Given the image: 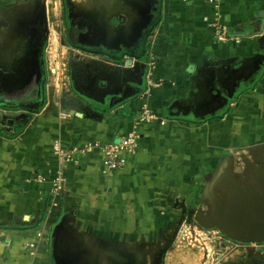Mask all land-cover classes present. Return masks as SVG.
I'll use <instances>...</instances> for the list:
<instances>
[{"label":"crops","instance_id":"crops-1","mask_svg":"<svg viewBox=\"0 0 264 264\" xmlns=\"http://www.w3.org/2000/svg\"><path fill=\"white\" fill-rule=\"evenodd\" d=\"M153 1L139 4L136 22H131L134 30L131 34L125 31L118 37L121 41L128 42L147 23L148 4ZM158 5L151 41L146 44V53L151 51L156 64L148 70L144 92L126 103L120 101L118 86L114 94L101 96L105 88L101 91L99 83L117 85L125 74L135 78L141 63L126 52L115 64L96 57L93 61L97 62L85 63L93 76L86 74L79 86L97 105L118 106L104 119L70 116L62 106L50 108L53 102L48 99L39 113H17L15 124L0 128V264H51L47 241L56 220L67 212L100 208V203L88 204V198L96 195L104 194L108 207L123 212L120 234L130 236L129 205L142 209L151 178L170 179L171 169L188 170L189 162L182 159V163L178 156L188 150L189 143L205 148L202 153L207 158L213 146L238 147L264 140V75L253 91L239 96L234 103L237 107L223 119L191 124L168 120L162 114L165 108L169 116L201 117L223 103L220 91L226 93L234 82L259 69L264 63V0H158ZM216 27H224L228 39L218 41ZM17 29H8L6 38ZM127 61L132 64L128 66ZM127 107L134 113L132 118L117 115ZM141 112L150 113L153 119L134 126ZM191 127L201 132L187 137L185 132ZM131 131L140 135L138 149L114 172L102 167L98 149L87 150L94 142L107 143ZM56 143L71 154L70 159L62 161L54 151ZM165 161L171 164L155 171ZM58 172L62 191L53 187ZM151 187L156 188L154 181ZM36 230L42 233L39 240ZM30 240L37 242L33 256L25 250Z\"/></svg>","mask_w":264,"mask_h":264},{"label":"rangeland","instance_id":"rangeland-1","mask_svg":"<svg viewBox=\"0 0 264 264\" xmlns=\"http://www.w3.org/2000/svg\"><path fill=\"white\" fill-rule=\"evenodd\" d=\"M141 2L0 0V37H7L16 15L30 13L29 21L39 17L46 31L47 101L53 102L50 108L59 109L61 100L76 97L74 83L79 86L86 74L93 76L85 63L96 57L110 62L105 49L147 50L158 0L148 4V21L133 38L126 43L118 38L125 31L133 32L131 22H136ZM14 119V114H0V128ZM199 129L181 132L188 137L200 133ZM209 149L206 158L205 148L189 143L178 156L181 162H189L187 171L171 169L170 179H150L142 209L130 205L127 209V220L132 218L130 236L120 234L123 212L108 207L101 194L88 198V204H101L94 211L60 214L46 239L48 247L53 244L67 264H264V140ZM170 164L162 162L155 171ZM152 181L156 188L151 187Z\"/></svg>","mask_w":264,"mask_h":264},{"label":"flooded vegetation","instance_id":"flooded-vegetation-1","mask_svg":"<svg viewBox=\"0 0 264 264\" xmlns=\"http://www.w3.org/2000/svg\"><path fill=\"white\" fill-rule=\"evenodd\" d=\"M27 16L28 17H20V15H16V19H14V27L18 29L14 35H11V37L8 38L9 40L0 37V40H2L0 41V114L2 115H16L17 113L32 115L33 111H36L40 107L44 108L48 104V74L44 57L46 31L44 30L43 24L39 21V17H34V20L29 21L32 19V15L29 13ZM137 51L135 54H141L145 49L140 47L139 53ZM103 52L108 56L106 57L110 60V63L114 64L116 63L114 60L122 58L125 54L123 50L109 52L105 49ZM147 62L148 59L145 63H141L140 61L141 67L137 70V76H135V78L142 75L145 66L148 73ZM126 72L127 71H125V73ZM249 76L250 74L234 82L232 87L226 93L223 91L220 92H223L227 98L230 97L236 87L239 89L242 85L247 83L250 78ZM131 78L134 77L129 74H125L122 78L124 86L119 88V91L123 94L120 96V99H122L124 95H130L138 90L139 87L130 86V84L127 83V79L130 80ZM137 83H140L138 79ZM73 85L74 88L81 93L87 94L82 91L81 86H78L75 83ZM117 85H120V83ZM117 85L112 84L108 86V89H106L105 92H102L101 96L105 93L109 94L111 92H116L114 91V88ZM74 96L78 97V99L75 97L74 99L61 100L62 109H67V111H69V109L76 111L77 109V111L86 112L88 110L87 107L82 106L81 103L84 100H82L76 92H74ZM222 99V104H224L226 98L224 99L222 97ZM9 121L11 120H7V125H9ZM12 121L13 124H15V121Z\"/></svg>","mask_w":264,"mask_h":264},{"label":"trees","instance_id":"trees-1","mask_svg":"<svg viewBox=\"0 0 264 264\" xmlns=\"http://www.w3.org/2000/svg\"><path fill=\"white\" fill-rule=\"evenodd\" d=\"M137 59L141 61V63H145L148 59V56L146 55V52L144 51L141 54L137 55ZM264 75V63L262 65L259 66V69L256 70L254 73L251 74L249 80L247 81L246 84L242 85V87H240L239 89H235V91L232 93V95L230 97H226L224 95V93H221V96L225 99L226 98V102L216 108H214L211 112H208L206 114H203L201 117H195L194 115L190 114L187 116H169L166 114V109L164 108L162 111V114L164 115V117H166L168 120H172V121H183V122H187V123H191V124H203L205 122H208L210 120L213 119H223L224 116L226 114H229L232 111V106L230 104H234L238 101V98L241 94H243L244 92L247 91H253L258 83L260 82L261 78ZM146 76H147V69L146 66L143 69L142 75L137 77V78H131L130 80L127 79V83L128 84H135V81L137 82V79L140 81L139 85H134L139 87L138 90L130 95H124V97L122 99H120L121 102L126 103L129 100L136 98L139 94H141L142 92H144L147 88V80H146ZM101 84V90L103 88H105L106 90V84H103L102 82L99 83ZM98 84V85H99ZM118 88L123 87L124 86V81H122L120 83V85H117ZM131 86V85H130ZM108 87V86H107ZM118 90V89H117ZM73 91L76 92L77 94H79V96L81 97L82 100H84V102L86 103V107H87V111H80L83 113V117L85 118H92L93 120H102L104 119L105 116L109 115V113L114 110L115 108H118V106H116L115 108L113 107V109H111L110 107H105V104L103 105L102 102H99L100 105H97L98 103L95 102V100L91 97L93 96H89L87 94H83L81 93L79 90L75 89L73 87ZM113 92L109 93V95H112ZM114 94V93H113ZM108 94L105 93L103 94L104 98L107 96ZM123 94H121V92L119 91V98L120 96H122ZM43 108L40 107L39 109H37L36 111H33L32 114H37L39 113ZM90 110V111H89ZM79 112V111H78ZM96 114H98V116H96ZM118 116H122V117H126V118H132L134 116V113L130 111V109L127 108H123L121 110H119L117 112Z\"/></svg>","mask_w":264,"mask_h":264},{"label":"built area","instance_id":"built-area-1","mask_svg":"<svg viewBox=\"0 0 264 264\" xmlns=\"http://www.w3.org/2000/svg\"><path fill=\"white\" fill-rule=\"evenodd\" d=\"M216 39L218 41H225L228 39V34L224 27H216ZM148 56V70L154 68L156 64V59L153 58V55L150 52L147 53ZM153 117L150 113L141 112L138 116H136L133 120L134 126H138L142 122L151 121ZM163 123V122H162ZM116 139L110 140L107 143H99L94 142L88 145V149H98L101 153V164L102 167L108 173L114 172L126 164V156L131 153H135L138 149V141L140 139V135L134 131H131L126 134H118ZM54 151L58 156L62 159V161H67L70 159V153H64L63 150L59 148L57 143L54 145ZM83 152V151H82ZM62 174L58 172L56 177L53 180V187L55 191H62ZM35 238L37 240L42 238V233L39 230L35 231ZM25 250L31 256L35 255L37 250V242L36 241H28L25 244Z\"/></svg>","mask_w":264,"mask_h":264},{"label":"water","instance_id":"water-1","mask_svg":"<svg viewBox=\"0 0 264 264\" xmlns=\"http://www.w3.org/2000/svg\"><path fill=\"white\" fill-rule=\"evenodd\" d=\"M130 55L137 58V55L134 53H130ZM117 59H120V58H117ZM131 64H132L131 61H127L128 66H130ZM102 92H105V89ZM81 103H82V106H87L86 103H84V101H82ZM64 113H66L70 116H74V117L79 118V119L83 118V116H84L82 112H80V111L76 112L73 109H71L70 111L65 110ZM12 124H13V121L12 120L9 121V125H12ZM48 255H49V259H50L51 264H67L65 262V259H63L60 255V253L56 250V247L54 248L53 244H50L48 247Z\"/></svg>","mask_w":264,"mask_h":264}]
</instances>
